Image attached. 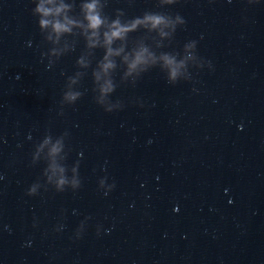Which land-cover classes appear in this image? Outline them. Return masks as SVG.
Listing matches in <instances>:
<instances>
[{"label": "water", "instance_id": "1", "mask_svg": "<svg viewBox=\"0 0 264 264\" xmlns=\"http://www.w3.org/2000/svg\"><path fill=\"white\" fill-rule=\"evenodd\" d=\"M0 264H264V0H0Z\"/></svg>", "mask_w": 264, "mask_h": 264}, {"label": "clouds", "instance_id": "2", "mask_svg": "<svg viewBox=\"0 0 264 264\" xmlns=\"http://www.w3.org/2000/svg\"><path fill=\"white\" fill-rule=\"evenodd\" d=\"M84 8L86 10V19L88 20V27L93 30L97 29L103 23V21L101 20L100 16L95 12L96 9L95 2L85 5ZM42 10L45 12V14H47V12L49 11L47 9H42ZM54 11L58 13L61 11V8H56ZM146 20L150 21V23L153 26L161 22L159 17H148L146 18ZM47 23H48L47 21H42V24H47ZM67 23H71V22L68 21L65 24L56 22L54 23L53 27L57 32L68 31ZM139 23H141V21H135L131 26L122 27L118 24V22H114V24L112 25V28L114 30L105 33V41H104L105 45H110L114 39L122 38L127 31L134 29L136 25ZM93 34L95 35V32H93ZM112 54L114 53L112 52L111 48H108V55H112ZM143 58H144V50H141L136 54L135 59L132 61L130 67L134 68L136 64L142 62ZM109 67H111L110 63H106L104 65L105 69Z\"/></svg>", "mask_w": 264, "mask_h": 264}]
</instances>
